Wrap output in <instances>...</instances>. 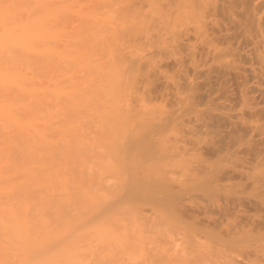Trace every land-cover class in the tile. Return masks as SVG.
Returning <instances> with one entry per match:
<instances>
[{"label":"bare ground","instance_id":"bare-ground-1","mask_svg":"<svg viewBox=\"0 0 264 264\" xmlns=\"http://www.w3.org/2000/svg\"><path fill=\"white\" fill-rule=\"evenodd\" d=\"M0 264H264V0H0Z\"/></svg>","mask_w":264,"mask_h":264},{"label":"rangeland","instance_id":"rangeland-1","mask_svg":"<svg viewBox=\"0 0 264 264\" xmlns=\"http://www.w3.org/2000/svg\"><path fill=\"white\" fill-rule=\"evenodd\" d=\"M211 90H212V89H211ZM196 93H198V94H196L197 96L194 95V98H193V99H194L195 101H196V100H197V101L195 102V101L193 100L194 103H195V104H202V103H204V102H205V101H204V98H202L203 95H202L201 93H199V90H198ZM200 94H201V95H200ZM197 97H198V98H197ZM201 98H202V99H201ZM198 101H199V102H198ZM167 108H168V107H167ZM167 110H170V107H169ZM208 116H210V115H208ZM211 116H212V115H211ZM211 116H210V117H211ZM205 117H206V116H205ZM205 117H204V118H205ZM212 117H215V116H212ZM212 117H211V119H209V117H208V120H207V121L210 120V122H208V124H209V123H210V124L212 123V128L210 127L211 125H209V127H210L212 130H214L215 128H216V130H217L218 127H219V129H220V127L222 126V124L224 125V127H227V122H226L223 118H221V117H219V116H216V118H214V119H219V120H216L217 123H215L216 121L214 120V121H215V122H214L213 119H212ZM213 122H214V123H213ZM221 123H222V124H221ZM214 124H215L216 126H218V125H219V126L216 127ZM213 125H214V128H213ZM211 129H210V130H211ZM222 129H223V128L221 127V129H220V130H217V131H220V132H221ZM212 130H211V131H212ZM224 130H225V129H224ZM214 131H215V130H214ZM222 131H223V130H222ZM212 133H213V131H212ZM214 133H215V132H214ZM233 133H234L233 136H236V134H238L236 131H234ZM221 134L224 135V133H221ZM212 135L215 136V135H217V133H216V134H212ZM218 135H219V134H218ZM212 137H213V136H212ZM215 137H216V138H215ZM215 137H213V138H215L216 140L221 139V138H220V135H219V136H215ZM229 139H230V138L228 137L226 140L229 141ZM233 139H235V137H234V138L231 137V139H230V141H229V144L231 143V140H233ZM226 140H225V141H226ZM225 143L227 144V146H225V147H228L229 144L227 143V141H226ZM232 143H233V142H232ZM226 144H225V145H226ZM219 145H220V144H219ZM221 145H222V144H221ZM221 145H220V146H221ZM222 146H223V145H222ZM228 148H229V147H228ZM122 193H123V192H122ZM141 206H142V205H140V207H141ZM143 206H144V207H141V208H143V209H147V208H148V207L146 208V205H143ZM147 206H148V205H147ZM144 220H145V219H144ZM144 222L146 223V225L149 224V221H148V220H146V221H144ZM147 222H148V223H147Z\"/></svg>","mask_w":264,"mask_h":264}]
</instances>
